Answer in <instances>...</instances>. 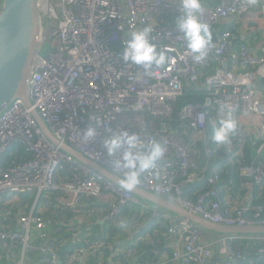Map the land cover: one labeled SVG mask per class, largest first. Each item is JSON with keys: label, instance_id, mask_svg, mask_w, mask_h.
Masks as SVG:
<instances>
[{"label": "built area", "instance_id": "obj_1", "mask_svg": "<svg viewBox=\"0 0 264 264\" xmlns=\"http://www.w3.org/2000/svg\"><path fill=\"white\" fill-rule=\"evenodd\" d=\"M38 1L42 48L29 82L31 106L27 108L17 99L0 113V201L5 219L9 220L12 205L21 204L23 195H32L27 209L17 212L14 229L0 226V245L8 240L20 247L14 264H25L26 253L35 251L45 254L37 264H63L53 248L33 241L47 235L46 222L35 214L34 207L39 195L49 192H62L60 202L73 211L83 196L96 197L108 204V218L119 215L126 203L136 204L157 223H167L168 233L174 236L169 259L177 263L209 264L217 258L212 247L216 242L222 255L220 264H243L245 254L229 244L235 239L264 241V236L230 235L203 241L201 229L190 220L157 209L77 163L45 137L30 111H37L56 138L117 175L122 174L115 167L119 156H108L102 146L104 138L126 130L139 133L146 141H159L166 149L158 164L159 175L142 174L140 188L166 197L208 221L264 225L258 212L251 219L245 215L249 202L231 210L229 202L222 206L219 199L204 201L206 196L221 193L216 186L220 175L217 167L207 176L209 189L195 202L183 194V186L203 171L194 160L193 145L197 141L204 144L207 160L213 159V128L219 119L218 107L225 102L235 107L233 115L240 125L227 153L231 160L239 158L248 137L256 153L251 164L241 166L238 173L256 184L264 182V164L259 158L264 151V97L254 87L257 77L264 78V40L257 44L256 52L245 41L236 48L233 45L241 21L245 25L263 21L259 15L264 17V0H201L200 19L210 26L213 46L207 59L199 64L188 55L176 27L179 0ZM145 27L152 29L150 38L158 48L174 49L169 55L176 61L164 70L155 69L151 76L120 56L128 31ZM211 63L214 69L203 70ZM201 70L204 97L177 108L185 86L198 83ZM89 126L97 129V135L85 139L84 131ZM188 135L190 141L185 138ZM234 139L239 140L237 148L230 146ZM14 143L23 144L32 158L22 163L8 162L5 154L14 153L9 152ZM44 204L48 208L46 201ZM256 209L260 211L261 207ZM119 252L125 260L132 259L134 253L130 247ZM257 255L264 256V246L257 249ZM2 257L0 252V262ZM83 260L84 252L79 251L64 264H88Z\"/></svg>", "mask_w": 264, "mask_h": 264}, {"label": "trees", "instance_id": "obj_2", "mask_svg": "<svg viewBox=\"0 0 264 264\" xmlns=\"http://www.w3.org/2000/svg\"><path fill=\"white\" fill-rule=\"evenodd\" d=\"M242 41L243 39H241L240 35L235 33L233 45L237 47ZM214 67L215 64L211 63L209 66L204 67L203 70H212ZM203 77L204 73L201 70L199 82L185 86L184 93L177 102V108L186 102L202 100L206 92L201 83ZM179 129H182V127H179ZM185 138L187 141H190L189 135ZM238 144L239 140L234 139L230 146H236L237 148ZM210 145L214 151V156L211 160H207L204 153V144L197 141L193 145L194 160L203 171H200L197 179L183 186L184 196L195 202L200 195L209 189L207 176L213 168L217 167L220 169V175L216 186L221 188V193L206 196L204 201L219 199L223 206L225 203H228V201H223L221 198L224 189H235L244 182H249L250 193H252L251 196L249 195L250 207L245 215L248 219H251L258 212L260 217L264 218V182L256 184L251 178L241 177L238 173L239 168L250 165L255 156L256 147L251 145V140L247 137L243 141L242 155L232 160L230 153H227L226 150L229 145H217L215 143H211ZM9 152L14 153L7 155V152L5 154L8 162L22 163L32 158V153L26 150L23 144L14 143ZM259 158L264 164V151ZM62 196V192H49L39 195L34 212L45 220V232H47V235L43 237L37 236L33 239L34 243L38 246L43 245L53 248L61 263H68L71 254L82 251L84 252L83 262L88 264H105L107 255L125 246L133 250L132 259H123L119 252L114 257L118 261V264H128L129 261L135 264H181L169 259L173 250L170 244H173L174 236L168 233L167 223H157L151 218L149 212L142 213L136 204L128 202L122 206L119 215L115 218H107L109 212L108 204L96 197L83 196L79 207L73 211L60 202L63 198ZM140 200L144 201L141 198ZM44 201L48 203V208L43 207L45 205ZM1 203L0 201V226H7L8 230L14 229L18 217L17 212L23 207L27 209L32 203V195H23L21 197V204L12 205L11 212L8 214V221L5 219L4 209L1 207L3 204ZM258 206L261 207L260 211L256 209ZM235 207L233 203L230 205L231 210ZM157 209L161 208L157 207ZM79 216L87 218V222L82 224L80 220L76 219ZM68 222L72 223L69 224ZM75 232H78V234L74 235ZM129 233L132 236L128 237ZM201 233L203 241L204 237L208 241H211L215 237L230 236L228 234H214L204 230H201ZM5 242L0 245V252L3 256L0 264H14L19 259L20 247L18 244H9L8 240ZM100 242L103 244L101 247H98ZM229 245L234 250L245 254L247 259L243 264H264V256L259 257L257 255V249L264 246L263 240L253 243L245 239H235ZM31 257L40 261L45 257V254L39 251L28 252L25 257V264H30ZM214 261L209 264H218L216 261H220L219 257L215 258Z\"/></svg>", "mask_w": 264, "mask_h": 264}, {"label": "clouds", "instance_id": "obj_3", "mask_svg": "<svg viewBox=\"0 0 264 264\" xmlns=\"http://www.w3.org/2000/svg\"><path fill=\"white\" fill-rule=\"evenodd\" d=\"M180 15L176 27L182 34L181 39L194 63L206 60L213 46V33L209 24L202 22L201 0H179ZM152 29H132L126 34L124 47L120 56L124 62L134 64L143 69L146 75H153L155 69L164 70L176 61L169 55L174 49L165 46L158 48L150 38ZM235 107L231 103H221L218 107V123L213 128L212 142L217 145L230 144L240 128L234 118ZM97 129L89 126L84 131L85 139L94 138ZM108 156H119L115 167L122 174L116 176L115 182L125 192L133 193L141 185L142 174L159 175L158 164L165 156V146L156 140L146 141L139 133L128 131L113 132L102 141Z\"/></svg>", "mask_w": 264, "mask_h": 264}, {"label": "water", "instance_id": "obj_4", "mask_svg": "<svg viewBox=\"0 0 264 264\" xmlns=\"http://www.w3.org/2000/svg\"><path fill=\"white\" fill-rule=\"evenodd\" d=\"M42 16L38 0H1L0 2V113L14 100L29 108L30 79L35 59L42 48ZM254 87L264 90V82L257 77ZM45 137L69 154L77 163L101 175L114 186L117 174L83 156L64 141L56 138L36 110L30 111ZM133 194L137 198L169 211L174 215L186 218L201 230L214 234L257 235L264 236V225H226L215 223L194 214L187 208L170 201L168 198L138 188Z\"/></svg>", "mask_w": 264, "mask_h": 264}, {"label": "crops", "instance_id": "obj_5", "mask_svg": "<svg viewBox=\"0 0 264 264\" xmlns=\"http://www.w3.org/2000/svg\"><path fill=\"white\" fill-rule=\"evenodd\" d=\"M254 12H257V11H254ZM259 17L264 21L263 16L259 15ZM263 21H260V20L250 21L247 23L249 25V28L245 27V26H248V25H245V21L240 22V27H239L240 34L239 35H240L241 39H243V41L248 43V45L250 46V48L254 52L257 51V44L264 40V22ZM259 94L262 97H264V90L260 91ZM250 191H251V189L249 186V182H244L241 186H238L235 189H232V188L224 189L222 192L221 198L223 201H228L231 204L233 203L236 207H240L243 204L250 202L249 201V195L251 196V193H252V192L250 193ZM76 219L80 220V222L82 224L87 222V218H85L84 216H79ZM71 223H69V224H71ZM77 234H78V232H75L74 235H77ZM130 236H132V234L129 233L128 237H130ZM217 238H219V237H215L213 239L215 240ZM204 241L208 242V240L205 237H204ZM170 245L172 246V244H170ZM218 246L219 245L216 244V242L212 245L214 254L217 257L221 258L222 255L218 252ZM123 248H125V246L120 247L119 249H116V251H114V253L107 255L105 258V260H106L105 264H118V261L115 260L114 257H115V254H119V251ZM163 256H165V254H163ZM38 262L39 261L35 260L34 258L30 259V264H37ZM216 262L219 264V261H216ZM162 263H164V261H162Z\"/></svg>", "mask_w": 264, "mask_h": 264}]
</instances>
